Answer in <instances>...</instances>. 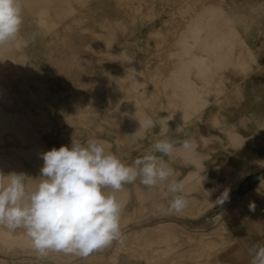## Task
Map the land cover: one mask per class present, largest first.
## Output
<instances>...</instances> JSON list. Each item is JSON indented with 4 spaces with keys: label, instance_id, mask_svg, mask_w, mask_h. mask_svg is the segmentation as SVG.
Returning <instances> with one entry per match:
<instances>
[{
    "label": "rangeland",
    "instance_id": "374dc122",
    "mask_svg": "<svg viewBox=\"0 0 264 264\" xmlns=\"http://www.w3.org/2000/svg\"><path fill=\"white\" fill-rule=\"evenodd\" d=\"M20 3V32L0 45V174L33 187L42 154L72 139L128 163L159 139L194 149L165 157L185 185L181 213L166 183L137 180L113 193L122 240L40 256L0 226V264H250L264 245V0ZM145 117L155 127L139 128Z\"/></svg>",
    "mask_w": 264,
    "mask_h": 264
},
{
    "label": "clouds",
    "instance_id": "9594fccd",
    "mask_svg": "<svg viewBox=\"0 0 264 264\" xmlns=\"http://www.w3.org/2000/svg\"><path fill=\"white\" fill-rule=\"evenodd\" d=\"M22 22L20 0H0V45L18 36ZM138 121L141 129L155 127L151 117ZM177 147L185 154L194 149L190 139H159L128 163L106 151L104 143L95 138L83 143L72 139L70 147H54L42 154L35 186L26 185L24 174H0V226L23 229L40 256L52 250L86 257L122 240V206L113 193L126 184L139 180L151 189L166 183L165 196L172 194L168 212L179 214L187 207L184 182L175 178L165 160ZM227 199L225 191L215 203L222 205ZM250 210H255L254 204ZM249 254L250 264H264V245L253 246Z\"/></svg>",
    "mask_w": 264,
    "mask_h": 264
},
{
    "label": "bare ground",
    "instance_id": "6f19581e",
    "mask_svg": "<svg viewBox=\"0 0 264 264\" xmlns=\"http://www.w3.org/2000/svg\"><path fill=\"white\" fill-rule=\"evenodd\" d=\"M260 163H262V162H260ZM257 165H259V163H258V161H257ZM246 174V173H245ZM241 177V176H240ZM239 178V177H238ZM238 180V179H237ZM229 185V184H228Z\"/></svg>",
    "mask_w": 264,
    "mask_h": 264
}]
</instances>
